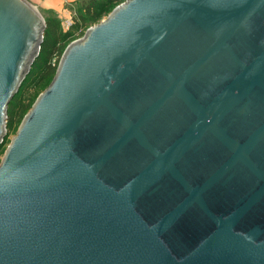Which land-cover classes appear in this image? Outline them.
Here are the masks:
<instances>
[{
	"label": "water",
	"instance_id": "obj_1",
	"mask_svg": "<svg viewBox=\"0 0 264 264\" xmlns=\"http://www.w3.org/2000/svg\"><path fill=\"white\" fill-rule=\"evenodd\" d=\"M46 25L0 0V145ZM0 264H264V0H125L70 42L0 162Z\"/></svg>",
	"mask_w": 264,
	"mask_h": 264
},
{
	"label": "trees",
	"instance_id": "obj_2",
	"mask_svg": "<svg viewBox=\"0 0 264 264\" xmlns=\"http://www.w3.org/2000/svg\"><path fill=\"white\" fill-rule=\"evenodd\" d=\"M119 0H88L83 6L86 14L79 15L77 26H81L86 20H97L105 11H111L113 3ZM53 12V11H51ZM44 40L41 45L40 53L35 59L31 70L23 81L19 91L10 100L7 109V128L8 133L16 124H19L27 111L32 107L33 100L25 98L21 93L27 85L28 80L34 79L39 82L50 80L56 74L60 59L65 50V46L71 38L72 33L64 31L61 23L56 17L48 16ZM74 25V24H73ZM8 137V136H7ZM7 137L5 141L7 140ZM4 145V144H2ZM1 146V145H0Z\"/></svg>",
	"mask_w": 264,
	"mask_h": 264
},
{
	"label": "rangeland",
	"instance_id": "obj_3",
	"mask_svg": "<svg viewBox=\"0 0 264 264\" xmlns=\"http://www.w3.org/2000/svg\"><path fill=\"white\" fill-rule=\"evenodd\" d=\"M29 1H31L32 3L37 5L39 10L43 14L44 18H46L48 16L56 17L61 23V28L64 31H68V32L72 33L70 40L68 41V43L65 46V47H67V45L70 42L77 40V39H81L85 35V33L89 27H91L92 25L100 22L102 19L107 17V15L114 9V7H116L118 4L122 3L125 0H119L118 2L113 3L111 11L110 10L105 11L100 16V18L97 20H92V19L86 20V22H83L84 24L81 26H77V22L79 21L80 13L84 14V15L86 14V11L84 10L83 6H85L84 4L86 2H88V0H76V1H72V2L65 1L64 3H61L59 5V8H58L59 11H57L58 9H53V12H51L47 9L48 3L46 2V0H29ZM49 7H50V5H49ZM65 17H71L73 19L74 25H72L70 28H64V26H63V20ZM54 76H53V78H54ZM53 78L51 79V81L50 80H43L41 82L34 80V79H31V80L29 79L27 85L23 88L21 94L27 99L31 98L33 100V103H34L35 100L38 98V96L49 86V84L52 82ZM22 120H21V122H22ZM21 122L19 124H16L13 127V129L11 131H9L7 140L5 141L4 145L0 146V157H1V159L3 158L5 150L8 147L9 142L11 141L13 136L15 135V133H16L18 127L20 126Z\"/></svg>",
	"mask_w": 264,
	"mask_h": 264
},
{
	"label": "crops",
	"instance_id": "obj_4",
	"mask_svg": "<svg viewBox=\"0 0 264 264\" xmlns=\"http://www.w3.org/2000/svg\"><path fill=\"white\" fill-rule=\"evenodd\" d=\"M65 1L72 2V1H76V0H46V2L48 3L47 9L49 11H53V9H58L59 8V5L61 3H64ZM49 5H50V7H49ZM57 11H59V9Z\"/></svg>",
	"mask_w": 264,
	"mask_h": 264
},
{
	"label": "built area",
	"instance_id": "obj_5",
	"mask_svg": "<svg viewBox=\"0 0 264 264\" xmlns=\"http://www.w3.org/2000/svg\"><path fill=\"white\" fill-rule=\"evenodd\" d=\"M73 25V19L71 17H65L63 20L64 28H70ZM1 162V157H0Z\"/></svg>",
	"mask_w": 264,
	"mask_h": 264
}]
</instances>
